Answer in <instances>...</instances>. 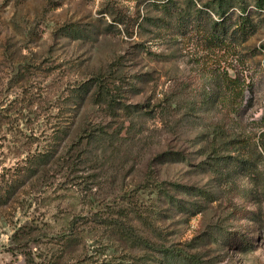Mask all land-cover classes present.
Wrapping results in <instances>:
<instances>
[{
    "label": "rangeland",
    "instance_id": "rangeland-1",
    "mask_svg": "<svg viewBox=\"0 0 264 264\" xmlns=\"http://www.w3.org/2000/svg\"><path fill=\"white\" fill-rule=\"evenodd\" d=\"M149 1L0 0V186L36 167L0 204V264H158L92 219L111 205L163 264H264V0ZM217 19L233 52L204 40ZM96 78L113 108L74 96Z\"/></svg>",
    "mask_w": 264,
    "mask_h": 264
},
{
    "label": "trees",
    "instance_id": "trees-1",
    "mask_svg": "<svg viewBox=\"0 0 264 264\" xmlns=\"http://www.w3.org/2000/svg\"><path fill=\"white\" fill-rule=\"evenodd\" d=\"M149 2H152V3L155 2L158 4L161 3V6L163 8V4H164L163 2L155 1V0H151ZM228 5L229 4L227 3L226 0H219L215 6V12L218 13L219 18L221 17L222 20L224 19L223 16L227 12ZM218 21L220 20L219 19L213 20L212 27L211 25L210 27L202 26V29L205 32L204 40L207 46L213 48L214 50H219L221 48H224L225 50H229L233 52L234 45L232 42L227 41L228 35H227L226 30H224V25L218 24L219 23ZM208 28H209V31H207ZM68 31L70 33H75L77 32V29H73V27L71 26L69 27ZM227 79L235 82V80L230 77H227ZM115 84L116 83H113L111 85V83L102 80V78H96L93 82L91 79H88L86 81L80 82L79 86H77L78 91L74 92L75 94L74 96L81 99L83 95L85 94V92H88L91 85H93L94 86L93 92L96 98L98 99L100 98V100H102L106 104L108 109L113 108V106L117 104L115 100L116 96L114 93L117 92L118 88H117V85ZM119 106L123 107L126 112L127 110H129L128 109L129 106L127 104L126 105L123 104ZM133 110L138 111V109H133ZM91 135H92V132H88V134H86L87 142L91 141V138H92ZM42 160L43 159L41 157H37V161H36L37 165L41 164ZM31 168L34 170L36 167H34L33 165L27 166L25 170L21 172V175H19V177H16L17 179H14L11 182L8 181L4 185L0 186V204L2 202H6L5 200L9 198L13 189H15L20 184V182L23 180V177H26L31 172ZM151 186L154 188V190L158 192L163 191V184L160 182L154 183ZM124 196L130 197V195L127 193L124 194ZM112 207H113L112 205L110 207H104L108 209L107 211L103 210L104 208L93 210L92 211L93 214L91 213L92 219L95 220L100 225H102L104 229H107L109 232L117 233L118 235H120V237L124 238L132 246L136 244L138 246H144V248L150 247L156 254L161 253L162 254L161 258L157 259L156 262L158 264H163V246L158 245V247H153L150 243L149 245L147 243L148 239L145 236L141 235L140 233H137V231H135L131 223L130 217L128 216L129 214L128 212L135 210L134 206H131V207L119 206L117 208H112ZM110 209H112V211H110ZM137 213L142 215L140 211H138ZM121 264H131V263H121Z\"/></svg>",
    "mask_w": 264,
    "mask_h": 264
}]
</instances>
